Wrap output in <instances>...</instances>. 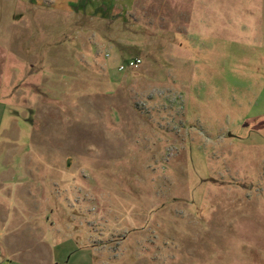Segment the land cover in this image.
<instances>
[{
    "label": "rangeland",
    "instance_id": "rangeland-1",
    "mask_svg": "<svg viewBox=\"0 0 264 264\" xmlns=\"http://www.w3.org/2000/svg\"><path fill=\"white\" fill-rule=\"evenodd\" d=\"M0 264H264V0H0Z\"/></svg>",
    "mask_w": 264,
    "mask_h": 264
},
{
    "label": "built area",
    "instance_id": "built-area-1",
    "mask_svg": "<svg viewBox=\"0 0 264 264\" xmlns=\"http://www.w3.org/2000/svg\"><path fill=\"white\" fill-rule=\"evenodd\" d=\"M141 63H142V61L139 58L132 59L128 63H126L125 65L121 66L120 67V70L121 71H124L125 69L134 70V69L139 68V66L141 65Z\"/></svg>",
    "mask_w": 264,
    "mask_h": 264
}]
</instances>
